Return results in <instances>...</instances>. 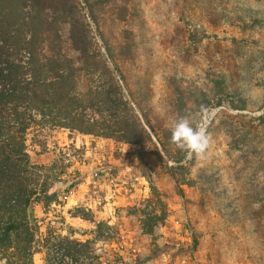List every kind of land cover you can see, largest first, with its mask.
I'll use <instances>...</instances> for the list:
<instances>
[{
	"label": "rangeland",
	"instance_id": "374dc122",
	"mask_svg": "<svg viewBox=\"0 0 264 264\" xmlns=\"http://www.w3.org/2000/svg\"><path fill=\"white\" fill-rule=\"evenodd\" d=\"M0 4L36 13L82 127L9 106L29 163L0 199L2 264H264V0ZM180 117L206 125L202 154L172 142Z\"/></svg>",
	"mask_w": 264,
	"mask_h": 264
},
{
	"label": "trees",
	"instance_id": "16d2710c",
	"mask_svg": "<svg viewBox=\"0 0 264 264\" xmlns=\"http://www.w3.org/2000/svg\"><path fill=\"white\" fill-rule=\"evenodd\" d=\"M11 9L0 4V199L6 198L7 202L23 193V167L29 163L24 158V137L28 126L23 124L22 115L12 123L7 113L11 104L14 103L17 109L28 107L34 110L41 119H46L54 127L79 131L82 129L76 123L78 115L71 98L74 90H69L70 83L72 88L74 86L71 82L73 73L70 70L66 73L65 66H52L48 58L35 52V48H39L41 44L36 37V23L31 16L34 14L36 18V13L25 14L22 10L15 9L11 12ZM6 15H15L16 21L8 25L10 23L6 20ZM25 32L30 34V38L22 37ZM73 49L81 52L80 47L73 46ZM21 52L29 54L26 69V78L29 80L24 82L19 79V64L22 62L17 56ZM49 54L54 56L50 52ZM70 61L73 65L74 61ZM43 62L46 63L42 64ZM8 87L9 92L5 91Z\"/></svg>",
	"mask_w": 264,
	"mask_h": 264
},
{
	"label": "clouds",
	"instance_id": "9594fccd",
	"mask_svg": "<svg viewBox=\"0 0 264 264\" xmlns=\"http://www.w3.org/2000/svg\"><path fill=\"white\" fill-rule=\"evenodd\" d=\"M203 123L193 127L188 117H180L174 122L172 128V142L181 149H189L197 154H202L208 147V136Z\"/></svg>",
	"mask_w": 264,
	"mask_h": 264
},
{
	"label": "built area",
	"instance_id": "2783aa9c",
	"mask_svg": "<svg viewBox=\"0 0 264 264\" xmlns=\"http://www.w3.org/2000/svg\"><path fill=\"white\" fill-rule=\"evenodd\" d=\"M99 173V172H98ZM98 173L96 172L94 175H93V177H95L96 179H98L97 177H98ZM104 174V177H106V175H108V174H106V173H103ZM99 176L101 177L102 176V172L100 171V173H99ZM63 250H61L60 248H56V249H54V251L51 253V257H62L63 258V261L62 262H64L63 264H73L72 263V261L71 260H68V259H66V258H64L63 257ZM59 262V261H58ZM57 262V263H58ZM56 263V261H55V264H57ZM0 264H2L1 262H0ZM98 264H106V263H104L103 261H100ZM129 264H133V263H129Z\"/></svg>",
	"mask_w": 264,
	"mask_h": 264
}]
</instances>
